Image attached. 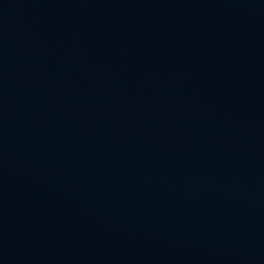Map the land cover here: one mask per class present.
Returning a JSON list of instances; mask_svg holds the SVG:
<instances>
[{"label":"water","instance_id":"water-1","mask_svg":"<svg viewBox=\"0 0 264 264\" xmlns=\"http://www.w3.org/2000/svg\"><path fill=\"white\" fill-rule=\"evenodd\" d=\"M0 264H264V0H0Z\"/></svg>","mask_w":264,"mask_h":264}]
</instances>
